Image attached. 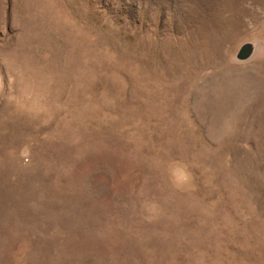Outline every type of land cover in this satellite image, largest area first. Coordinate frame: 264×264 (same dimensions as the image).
I'll return each mask as SVG.
<instances>
[{
	"label": "rangeland",
	"instance_id": "obj_1",
	"mask_svg": "<svg viewBox=\"0 0 264 264\" xmlns=\"http://www.w3.org/2000/svg\"><path fill=\"white\" fill-rule=\"evenodd\" d=\"M0 264H264V0H0Z\"/></svg>",
	"mask_w": 264,
	"mask_h": 264
},
{
	"label": "clouds",
	"instance_id": "obj_2",
	"mask_svg": "<svg viewBox=\"0 0 264 264\" xmlns=\"http://www.w3.org/2000/svg\"><path fill=\"white\" fill-rule=\"evenodd\" d=\"M172 175L176 178L174 182L177 186L183 185L190 180V173L187 168H177L172 172Z\"/></svg>",
	"mask_w": 264,
	"mask_h": 264
},
{
	"label": "water",
	"instance_id": "obj_3",
	"mask_svg": "<svg viewBox=\"0 0 264 264\" xmlns=\"http://www.w3.org/2000/svg\"><path fill=\"white\" fill-rule=\"evenodd\" d=\"M250 52L251 47L249 45H244L239 52V56L241 58H246L247 56H249Z\"/></svg>",
	"mask_w": 264,
	"mask_h": 264
}]
</instances>
